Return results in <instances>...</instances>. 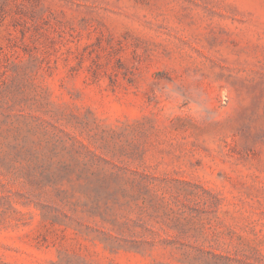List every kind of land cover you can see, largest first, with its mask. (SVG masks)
Segmentation results:
<instances>
[{"label":"rangeland","instance_id":"obj_1","mask_svg":"<svg viewBox=\"0 0 264 264\" xmlns=\"http://www.w3.org/2000/svg\"><path fill=\"white\" fill-rule=\"evenodd\" d=\"M0 264H264V0H0Z\"/></svg>","mask_w":264,"mask_h":264}]
</instances>
